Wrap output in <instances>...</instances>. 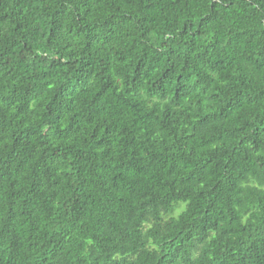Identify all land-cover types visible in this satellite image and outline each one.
I'll return each mask as SVG.
<instances>
[{
  "label": "trees",
  "instance_id": "obj_1",
  "mask_svg": "<svg viewBox=\"0 0 264 264\" xmlns=\"http://www.w3.org/2000/svg\"><path fill=\"white\" fill-rule=\"evenodd\" d=\"M0 264H264V0H0Z\"/></svg>",
  "mask_w": 264,
  "mask_h": 264
}]
</instances>
